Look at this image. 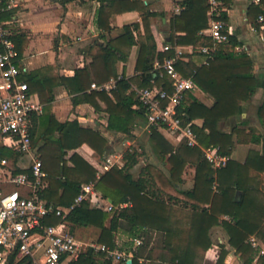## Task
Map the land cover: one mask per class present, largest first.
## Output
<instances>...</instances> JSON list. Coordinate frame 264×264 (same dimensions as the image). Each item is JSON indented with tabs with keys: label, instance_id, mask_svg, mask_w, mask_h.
I'll list each match as a JSON object with an SVG mask.
<instances>
[{
	"label": "trees",
	"instance_id": "16d2710c",
	"mask_svg": "<svg viewBox=\"0 0 264 264\" xmlns=\"http://www.w3.org/2000/svg\"><path fill=\"white\" fill-rule=\"evenodd\" d=\"M115 2V0H110ZM228 4L231 0H220ZM264 4V0H261ZM183 10L174 16L171 21L170 42L184 44L212 45L213 40L208 35L200 32L208 27L207 11L210 7L208 0H184ZM263 14L261 5L251 2L248 7L249 20L259 26L258 15ZM213 19H227V13L221 11L219 15H213ZM145 40H141L139 54L136 62V70L140 75L132 78L122 77L117 81L113 91L116 101L111 100L104 91L91 90L85 93V98L96 105L94 98L99 97L107 104L109 111V126L124 132L130 131V124L134 121V115L145 118L143 109H133L137 104L136 91L132 90L128 95H123L133 84L138 88L161 87L171 91V80L163 72L154 68L155 58L162 59L164 53L156 52V43L149 30L146 18H143ZM132 28H139L138 23L126 25L123 35L119 38L127 45V49L136 43L132 34ZM177 32L182 34L177 35ZM14 42L15 38H14ZM241 42L233 35L228 41L216 43V52L208 64L197 67L193 62L184 63L177 61L176 67L181 75L191 77L195 88L209 92L215 99L211 107L205 106L192 94L187 93L179 111L183 112V119L191 121L197 117L203 119L201 126L192 124V130L200 146L204 148H217L218 153L230 155L234 142L232 136L218 130V122L241 112L240 102L246 100L256 89L257 83L251 76L252 60L245 52H236L234 48ZM17 48V45H16ZM115 51L128 54V50L111 42L107 47H97L91 52L92 61L89 67L77 69L72 77H60L58 81L65 85L70 93L84 92L90 87L91 75L96 84L108 81L116 77L114 60ZM28 87L32 89L36 84L28 81ZM46 88V83H40ZM51 92V86L48 87ZM239 90H244L241 93ZM43 100H50L43 90L40 92ZM75 102V99H74ZM36 119L37 116H34ZM34 129L31 128V142L35 145L43 140V146L39 147L42 153V169L48 174L45 179L46 187L39 191L40 196L60 206L73 204L79 195L81 184L94 182L96 190L102 197L108 199L114 206L121 203H131L130 207L122 208L119 212L103 211L100 208L90 207L88 201H83L67 213L65 220L69 229L73 232L76 227L94 226L100 229L98 243L113 248L114 231L117 230L119 219L125 220V229L137 231L142 227H152L164 232L163 242L168 250L169 260L176 264H194L196 252L206 250L211 241L207 231L212 224L218 222L220 214H228L233 223L222 222L229 235V243L241 253L244 262L252 261L250 257L254 249L246 243V238L256 234L264 241V203L257 200L253 190L249 187V168L264 170V158L252 154L246 164L241 165L229 160L225 167L214 170L210 163L202 157L198 160L199 149L188 146L185 143L175 148L157 128L151 130V140L157 156L167 161L170 165L169 176L152 165H147L148 178L134 179L130 169L137 164L138 158L134 151L128 150L124 156L123 167L113 166L99 178L96 170L77 153L66 158L67 151L75 149L82 144H87L97 154L104 153L106 141L100 134L92 129L80 127L74 121L59 123L52 115L38 117ZM59 136L54 138V132ZM0 155L13 156L10 151L0 150ZM188 161L196 163V176L194 188L191 191H177L173 183L178 182ZM72 163L73 165H70ZM19 170V169H18ZM216 174L215 178L212 177ZM149 182L157 186L159 193H174L175 197H183L186 203L191 205L192 212L187 217L185 228L181 227L180 210L174 209L160 197V195L147 189ZM216 182V191L213 189ZM240 190L239 200H235L236 191ZM176 194V195H175ZM172 195V194H171ZM181 195V196H180ZM206 204L208 207H206ZM198 212V213H195ZM110 218V225L106 221ZM174 219L171 222V219ZM61 219L55 215L46 218L47 224H56ZM135 235L134 232H131ZM225 251H221L216 264H224ZM103 253L95 252L93 248L84 251L75 260L67 264H112L111 260L103 259ZM8 264H32L29 257L16 259L11 255ZM122 264V263H120ZM136 264V260L133 261ZM258 264H264L262 256Z\"/></svg>",
	"mask_w": 264,
	"mask_h": 264
},
{
	"label": "crops",
	"instance_id": "0c3cea01",
	"mask_svg": "<svg viewBox=\"0 0 264 264\" xmlns=\"http://www.w3.org/2000/svg\"><path fill=\"white\" fill-rule=\"evenodd\" d=\"M183 1L2 0L0 2V7L3 9L2 17L8 22L6 27L11 32L12 39L14 40L15 38V44L17 45L16 64L22 70L19 79L27 84H29V80L36 84L32 89L29 86V91L33 99L39 101L43 107L42 113L32 116L31 128L34 129L38 117L50 114L59 123L74 121L80 127L98 132L106 141L104 153L97 154L87 144H82L75 149L68 150L66 156V158H69L73 153H77L95 168L96 176L98 177L110 169H103L105 159L108 156H112L114 159L119 156L118 158H120L122 164L114 166L123 167L125 164L124 156L128 150L134 151L138 158L137 164L130 169L134 179L139 177L149 179L146 170L147 165L156 167L168 177L170 165L167 161V156L164 160L157 156L150 137L152 130L146 128L145 118L134 115V121L129 126V132L113 129L109 126L110 114L106 102L99 97H95L96 105H94L84 95L91 90L104 91L111 100L116 101L113 91L117 81L122 77L132 78L140 75L141 72L136 70L135 66L140 42L145 40L146 28L143 18H146L149 30L154 37L156 52L165 54L162 59L167 56H177V61H183L184 63L193 62L197 67L208 64L216 52V43L200 45L170 42L171 21L174 16L179 15L183 10ZM251 2L252 0H231L230 3L224 4L220 0H208L210 5L207 11L208 27L211 20H213V15L217 16L221 11L227 13L225 23L230 30V35L235 36L241 42L234 50L236 52H245L250 56L252 60L251 76L257 83L255 91L246 100L240 102V114L218 122V130L231 135L234 142L230 155L219 153L221 156L226 157L223 167L226 166L229 160L244 165L254 153L264 158V30L260 29V25L258 27L254 25L248 18V7ZM257 5H261L263 8L264 4ZM134 23L139 24L138 29L132 28L136 43L130 49H127V45L122 43L119 38L123 35L125 26ZM207 28L203 29L200 34L208 36ZM176 34L180 35L182 32H177ZM110 42L124 50H128V54L125 57L124 54L115 51L114 67L116 77H111L108 81L98 84L114 82L113 88L110 90L92 88L91 84L95 83L92 74H90L92 79L90 87L84 92L70 93L67 87L58 81L60 77L74 76L77 69L89 67L92 61L91 52L100 46L107 47ZM166 44H169L172 48L164 51L163 46ZM199 46H207L210 52L202 53L197 51ZM162 59L155 58L154 60V68L159 70L160 74H162V70L157 68L155 64ZM42 82L47 85L45 89L40 84ZM49 86H51V92L48 90ZM137 89L139 88L133 84L123 95H128L129 92L132 90L137 91ZM42 90L46 97L52 98L48 101H42L40 97ZM239 91L244 93V90ZM192 94L207 107H211L215 101L209 92L200 88H195ZM132 108L138 109L137 104H133ZM34 116H37V118L35 119ZM188 122L191 125L201 126L203 119L197 117ZM157 130L175 148L185 143L184 139L165 129L158 128ZM58 136L59 132L55 131L54 138ZM43 143V140H39L35 145H32L35 152L40 155L42 153L38 149L43 146ZM192 147L199 149V161L202 160L204 151L207 149H215L217 151V148H204L198 142ZM20 163L22 166H26L28 161L24 159ZM70 165L73 164L70 163ZM253 168V166L249 168V187L253 190L257 200L264 203V170L260 171ZM195 176L196 163L188 161L185 164L180 180L173 183L174 189L183 192L191 191L194 188ZM215 176L216 174L212 175L213 178ZM147 189L150 192L155 191L159 195L161 194L160 197L170 207L180 210L181 227L185 228L188 223L187 217L192 212L191 205L186 203L181 195V197H175L173 196L174 193H171L172 195L166 192L159 193L157 186L152 182H149ZM213 189L216 191V182H214ZM240 195L241 191L237 190L235 200H239ZM85 201L89 202L90 207L97 208L89 200ZM102 204L104 207L109 204L113 206L111 210L100 208L103 211L110 212L111 216L114 212H119L122 208L131 206V203H121L114 206L104 197H102ZM206 207H208L207 204ZM217 219L218 222L212 224L207 231V236L211 241L210 247L196 252L194 264H216L222 250L225 251L224 264H258L259 259L264 256V241L261 237L251 234L246 238V243L254 249L253 254L250 256L252 261L246 263L241 253L229 243V235L222 224L225 221L233 223L232 217L228 214H220ZM173 221L174 219L172 218L171 222ZM119 224L117 230L114 231V247L106 246L121 252L132 251L134 252L133 257L128 258L126 261H117L107 257L104 252L94 249L95 252L103 253L102 260L109 259L112 264H133L134 260H136V264H176L169 260L167 248L164 249L165 254L155 248L154 241L157 236H162V243L165 246L163 242L165 234L162 230L142 227L137 229V231H129L125 229V220L119 219ZM105 225H110V218ZM78 229L89 230L88 238L82 239L76 236ZM131 232H134L135 235H132ZM72 233H75V237L83 244H100L97 241L100 229L97 227H76ZM136 238L143 241V244L139 247L135 246L134 239ZM251 238L256 240V246L249 242ZM86 250L84 249V251ZM71 260L75 259L68 258L64 264ZM97 264H101V262Z\"/></svg>",
	"mask_w": 264,
	"mask_h": 264
},
{
	"label": "built area",
	"instance_id": "2783aa9c",
	"mask_svg": "<svg viewBox=\"0 0 264 264\" xmlns=\"http://www.w3.org/2000/svg\"><path fill=\"white\" fill-rule=\"evenodd\" d=\"M252 2L261 4V0ZM2 12L0 7V150L10 151L13 156L0 155V264H8L13 254L16 259L29 257L32 264H64L66 259H77L88 248L102 251L117 261H126L133 257L134 252H121L104 244H83L70 231L65 220L67 213L85 200L97 208H113L111 204L103 206L102 196L94 182L81 184L79 195L73 204L66 207L55 205L39 194L47 185L45 179L48 174L42 169L41 155L32 146L31 119L33 115L42 113L43 107L33 99L28 84L19 79L22 70L16 64V44ZM257 22L264 30L263 14L258 15ZM206 32L214 43L226 42L230 36L227 24L221 19L211 20ZM171 48L169 44L163 46L164 51ZM197 51L209 53L210 49L199 46ZM176 62L177 56H167L155 64L171 79V91L156 86L139 88L136 91L137 107L143 109L148 130L165 129L184 139L188 146H194L197 144L195 134L191 124L183 119L184 113L179 111V107L187 93L195 89V83L191 77L180 74ZM91 87L110 90L114 82L102 85L92 83ZM118 157L108 156L103 169L121 165ZM203 157L215 169L225 165L226 157L215 149H207ZM24 159L28 161L26 166L20 163ZM52 214L61 221L47 224L46 218ZM134 242L137 247L143 244L139 238ZM249 242L257 245L254 238Z\"/></svg>",
	"mask_w": 264,
	"mask_h": 264
},
{
	"label": "rangeland",
	"instance_id": "374dc122",
	"mask_svg": "<svg viewBox=\"0 0 264 264\" xmlns=\"http://www.w3.org/2000/svg\"><path fill=\"white\" fill-rule=\"evenodd\" d=\"M88 231L89 230H85V229H80L79 230L78 229L77 232H76V236H78V237H80L82 239H87L88 238V235H89ZM154 242H155V248L157 249V251L161 252L162 254H165L166 252L164 251V249L166 247L162 243V236H157V238L155 239Z\"/></svg>",
	"mask_w": 264,
	"mask_h": 264
}]
</instances>
